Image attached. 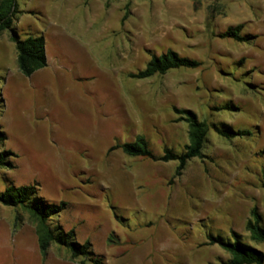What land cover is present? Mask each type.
<instances>
[{"label":"rangeland","instance_id":"374dc122","mask_svg":"<svg viewBox=\"0 0 264 264\" xmlns=\"http://www.w3.org/2000/svg\"><path fill=\"white\" fill-rule=\"evenodd\" d=\"M14 32L43 35L47 65L17 66L11 31H0V191L33 184L56 221L89 240L104 264H209L229 258L208 234L249 240L246 220L264 213V0H16ZM244 24L252 42L220 35ZM168 49L201 62L145 79L131 77ZM230 104L235 109L222 107ZM190 108L208 125L203 157L179 175ZM221 108V109H219ZM218 127L248 130L222 137ZM137 134L155 158L111 147ZM52 244L37 248L34 223L0 203V264H93Z\"/></svg>","mask_w":264,"mask_h":264},{"label":"trees","instance_id":"16d2710c","mask_svg":"<svg viewBox=\"0 0 264 264\" xmlns=\"http://www.w3.org/2000/svg\"><path fill=\"white\" fill-rule=\"evenodd\" d=\"M16 11V0H0V31H11V40L16 49L17 66L24 75L30 76L47 65L45 40L43 35H30L24 39L20 38L13 28V18ZM243 28L244 24L242 23L228 26L220 35L239 42H252L256 36L242 34ZM200 64L201 62L196 59L182 56L176 51L168 49L159 55L152 54L144 68L131 72L129 75L134 78L145 79L156 74H164L171 69L195 68ZM222 108L235 109L230 104ZM174 111L178 114L177 120L184 121L187 125L188 141L180 152L165 147L162 154L156 158L162 161H176L175 174L179 175L190 160L203 157L208 125L190 108H174ZM213 127L219 135L227 139L249 134L248 130H233L216 125ZM5 138L6 135L0 128V142H3ZM111 149H120L128 156L155 158L149 141L142 134L135 135L132 141L118 142ZM12 156H14V152L9 149L0 151V167H13L10 161ZM0 203L20 208L28 214L34 223L37 248L41 254H46L52 244H57L64 247L72 259L83 257L82 262L91 261L93 264H104L103 259L94 254L89 240L77 241L73 228L66 230L57 223L56 219L63 211L65 203L48 202L38 195L37 186L9 183L4 190L0 191ZM245 227L250 241L254 243L264 242V213H260L256 207L251 208ZM208 244H217L229 254V258L220 261L219 264H264V251L245 243L235 232H232L229 238H223L220 234H208Z\"/></svg>","mask_w":264,"mask_h":264}]
</instances>
